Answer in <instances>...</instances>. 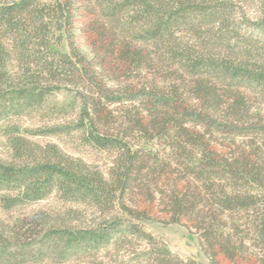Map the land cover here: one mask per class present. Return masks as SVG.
Returning <instances> with one entry per match:
<instances>
[{
    "label": "rangeland",
    "instance_id": "obj_1",
    "mask_svg": "<svg viewBox=\"0 0 264 264\" xmlns=\"http://www.w3.org/2000/svg\"><path fill=\"white\" fill-rule=\"evenodd\" d=\"M195 1L204 7L215 2ZM227 1L229 20L239 28L237 40L226 45L218 37V26L210 24L196 32L177 31L171 46H176L179 59L189 50L191 61L220 64L226 59L264 69V35L250 26L259 0ZM72 2L74 35L68 44L91 64L88 79L41 77L34 86L41 96L33 105L15 108L1 101L0 164L21 170L46 159L63 161L112 181L120 171L121 153H136V161L125 191L99 208L82 199H67L59 191L28 201L21 189L0 187V264H160L154 258L164 249L178 260L198 264H262L253 204L248 210L229 211L218 205L228 187L241 197H258V191L241 180H224L222 170L213 166L247 160L264 179L259 133L264 128V90L227 83L205 66L189 72L179 59H170L165 50L142 39L145 27L135 26L136 38L122 34L129 26L127 18L119 23L100 18L104 32L95 45L90 25L100 14L93 9L88 13V0ZM127 49L138 53L141 62H124ZM257 52L261 57L256 58ZM19 68L12 55L7 62L12 87L18 83ZM198 84L210 88L219 102H204ZM149 95L173 100V107L201 119L184 117L180 127L155 130L150 114L154 99ZM141 124L145 130L139 129ZM93 138L103 139L105 145L98 146ZM208 156L212 166L206 165ZM97 226L112 233L96 249L62 256L60 245L47 242L63 230L83 232ZM210 234L216 237L207 241Z\"/></svg>",
    "mask_w": 264,
    "mask_h": 264
},
{
    "label": "trees",
    "instance_id": "obj_2",
    "mask_svg": "<svg viewBox=\"0 0 264 264\" xmlns=\"http://www.w3.org/2000/svg\"><path fill=\"white\" fill-rule=\"evenodd\" d=\"M213 1L215 2H211L210 6L204 7L202 4H196L195 0H176L173 4L164 0H88V13H91V9H93L100 14L90 25L95 37L93 43L97 45L100 41L99 38L103 37L104 28L98 21L105 17L107 21L113 23H119L122 18H127L129 26L122 34H128L134 38L138 33L135 26L145 27L144 29L147 30L143 29L145 34L141 36L142 39L149 40L158 50L163 52L165 50L164 53L169 54L170 59L173 57L179 59L176 46H171L173 45V36L179 30L196 32L202 26L216 24L219 29L218 37L226 45H229V40L238 39L239 28L229 20V2L227 0ZM72 6L71 0H0V102L8 103L15 108L20 107L21 104L24 106L33 105V102L41 96L40 93L35 94L34 88L40 82L41 77L45 80L47 78L56 79L64 75V77L72 79V82H77L80 77L88 79L87 69L91 67V64L85 60V56L79 50L71 48L68 44L74 35L71 29L74 20L71 12ZM129 10L131 12H128ZM250 26L257 35H264V0H259L256 19ZM2 38L5 39V42ZM188 51L181 53L184 57L179 60L186 65L189 72L198 71L202 69V66H205L208 67L211 74L221 77L227 83H239L264 90V69L262 67H250L242 64L238 66L229 63L226 59L220 64L210 63L211 61H191ZM250 51L248 50V52ZM12 55L16 57L20 66L16 72L18 83L15 87H12V76L7 70V62ZM258 57H261L259 53L256 58ZM122 58L126 60L124 61L126 63L131 60L132 65L134 62H141L138 53L129 54L128 49ZM124 62L122 61V64H125ZM257 62L259 63V61ZM32 66L35 68L34 70H31ZM90 77H92L90 82L94 83V74ZM87 82L90 83L89 80ZM198 85L200 93L204 94V102H219L218 98L213 96L210 88L202 84ZM149 96L147 97L154 99L150 114L151 125L155 130H162L170 125L180 127V125L182 126L180 119L184 117H189L195 122L201 119L199 116L192 117L190 113L187 114V111L173 107V100ZM210 97L213 98V101L210 100ZM133 99L136 98L133 97ZM240 103L243 104V102H239V105ZM131 117L135 118L133 113ZM140 126L139 129L145 130L142 124ZM212 126L218 125L213 124ZM261 130L259 132L260 140L264 144V128ZM93 139L98 146L105 145L103 139ZM12 145L14 149L16 147L19 150V144L16 141ZM203 150L205 154V148ZM121 154L120 171L112 181H107L100 173L85 172L79 168L71 167L63 161L52 162L46 159L29 169L21 170L0 164V187L21 189L22 194L28 197L26 198L28 201L40 200L50 192L59 191L67 199H82L99 208L106 203H112L116 193L121 195L125 191V184L129 181L127 178L136 161V153L130 154L127 151ZM204 160L206 165H211V157L208 156ZM201 161L198 160L199 163ZM250 165L247 160H244L235 164L224 163L213 166L222 170L220 177L223 176L224 180H234L235 182L241 180L247 187L255 186L258 191V197L250 196L253 198L251 199L248 196L241 197L240 192L228 187L230 191L223 190L219 196L218 205L222 210L229 211L233 209L248 210L249 204H253L256 213L253 221L255 241L262 252L261 263L264 264V179L259 175V172L251 169ZM27 194L28 196H26ZM176 208L178 214L179 204H176ZM205 232L209 233L207 230ZM111 233V229L104 226H97L83 232L63 230L55 233V236H51L50 239L48 237L47 242L60 245L63 256L66 252L78 253L85 249H96L99 245L107 242ZM132 233L138 232L133 230ZM148 237L150 239V236ZM215 237L210 234L208 237L206 236V239L211 241ZM159 253L154 260L160 264H198L193 260H178L172 257L166 249ZM229 257L233 259L232 256Z\"/></svg>",
    "mask_w": 264,
    "mask_h": 264
}]
</instances>
